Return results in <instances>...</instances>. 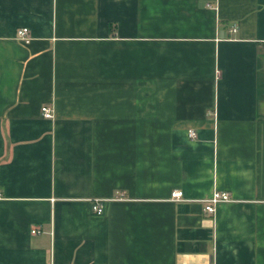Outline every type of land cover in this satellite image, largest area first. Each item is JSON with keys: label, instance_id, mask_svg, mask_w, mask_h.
<instances>
[{"label": "crops", "instance_id": "crops-1", "mask_svg": "<svg viewBox=\"0 0 264 264\" xmlns=\"http://www.w3.org/2000/svg\"><path fill=\"white\" fill-rule=\"evenodd\" d=\"M0 264H264V0H0Z\"/></svg>", "mask_w": 264, "mask_h": 264}, {"label": "built area", "instance_id": "built-area-1", "mask_svg": "<svg viewBox=\"0 0 264 264\" xmlns=\"http://www.w3.org/2000/svg\"><path fill=\"white\" fill-rule=\"evenodd\" d=\"M238 29V25H234L232 31H236ZM29 28L24 26L18 29L17 31V39L24 43H29L32 39V36L29 33ZM41 111L43 116L52 118L54 117V110L50 105L44 104L41 107ZM190 137H196V132L193 129L189 130ZM172 198L175 200H180L184 198V191L180 189L173 190L171 194ZM232 200L231 195L227 191L215 190L213 194L205 199V210L210 213H214L216 211V207L220 202ZM107 199H93L92 200V210L96 214H104L106 212V202ZM38 228H33L32 232H38Z\"/></svg>", "mask_w": 264, "mask_h": 264}]
</instances>
